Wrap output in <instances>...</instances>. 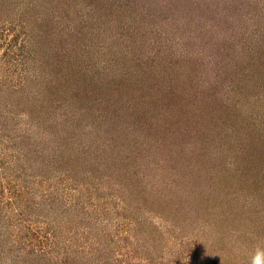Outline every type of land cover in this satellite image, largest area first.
<instances>
[{
    "label": "rangeland",
    "instance_id": "obj_1",
    "mask_svg": "<svg viewBox=\"0 0 264 264\" xmlns=\"http://www.w3.org/2000/svg\"><path fill=\"white\" fill-rule=\"evenodd\" d=\"M257 249L264 0H0V264Z\"/></svg>",
    "mask_w": 264,
    "mask_h": 264
},
{
    "label": "clouds",
    "instance_id": "obj_2",
    "mask_svg": "<svg viewBox=\"0 0 264 264\" xmlns=\"http://www.w3.org/2000/svg\"><path fill=\"white\" fill-rule=\"evenodd\" d=\"M250 264H264V250L257 249L251 257Z\"/></svg>",
    "mask_w": 264,
    "mask_h": 264
},
{
    "label": "trees",
    "instance_id": "obj_3",
    "mask_svg": "<svg viewBox=\"0 0 264 264\" xmlns=\"http://www.w3.org/2000/svg\"><path fill=\"white\" fill-rule=\"evenodd\" d=\"M22 47H23V45L20 46V53L23 52V50H24V47H23V50H22Z\"/></svg>",
    "mask_w": 264,
    "mask_h": 264
}]
</instances>
